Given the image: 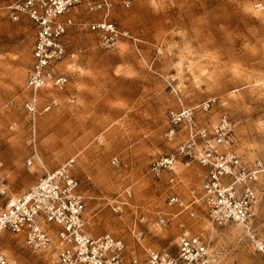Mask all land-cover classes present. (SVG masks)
<instances>
[{
    "label": "rangeland",
    "instance_id": "1",
    "mask_svg": "<svg viewBox=\"0 0 264 264\" xmlns=\"http://www.w3.org/2000/svg\"><path fill=\"white\" fill-rule=\"evenodd\" d=\"M18 1L0 0V162L12 193L29 189L45 169L73 161L90 233L123 238L139 264L149 247L175 253L184 233L209 243L210 264H264V184L247 228L220 226L200 206L191 207L194 216L169 206L164 181L150 174L151 163L184 140L183 126L169 137V113L180 108L173 89L194 110L198 126L210 127L226 114L234 148L247 163L264 157V0H110L109 20L139 40L140 54L127 39L106 45L85 26L101 15L79 7L67 37L76 67L61 66L69 75L66 88L39 94L34 128L26 79L35 30L26 19L11 20L6 7ZM207 101L212 108L202 111ZM179 173L178 193L188 203L206 169L193 163ZM127 188L130 206L116 213ZM160 217L166 226H156ZM0 252L55 264L7 232L0 235Z\"/></svg>",
    "mask_w": 264,
    "mask_h": 264
},
{
    "label": "built area",
    "instance_id": "2",
    "mask_svg": "<svg viewBox=\"0 0 264 264\" xmlns=\"http://www.w3.org/2000/svg\"><path fill=\"white\" fill-rule=\"evenodd\" d=\"M81 6L89 14L101 15L98 21L85 22V26L100 34L106 45L113 47L127 39L140 54L139 40L109 20L113 7L110 0H20L6 7L12 21L26 19L35 30L32 66L26 79L31 92L26 110L32 116L33 128L40 92L63 90L69 84L61 66L71 65L76 57L67 37L76 25L73 12ZM173 91L180 108L169 113V137L173 139L175 129L183 126L184 140L173 151L156 158L150 174L164 181L169 206L190 210L192 216L195 213L191 207L200 206L213 224L247 228L264 184V157L247 163L234 148L233 126L226 114L210 127L198 126L194 110L186 108L177 90ZM212 104L207 101L199 108L209 111ZM31 141L36 143V137ZM193 163L205 168L206 174L200 188L190 190L191 200L185 203L178 193L183 185L179 172ZM27 164L32 166L33 161ZM72 167L73 161L54 170L45 169L42 177L21 194H13L6 179L0 178V235L7 232L20 237L30 254L50 255L55 264H139L123 238L90 233L87 206ZM132 195L131 188L125 189L123 200L113 210L122 213L130 206ZM167 224L168 219L160 217L156 226ZM142 235L136 234L138 241ZM145 256V264H210L213 251L201 236L184 233L178 238L175 253L149 247ZM0 264L36 263L0 252Z\"/></svg>",
    "mask_w": 264,
    "mask_h": 264
},
{
    "label": "crops",
    "instance_id": "3",
    "mask_svg": "<svg viewBox=\"0 0 264 264\" xmlns=\"http://www.w3.org/2000/svg\"><path fill=\"white\" fill-rule=\"evenodd\" d=\"M76 67V62H72V64L70 65V67ZM67 74V73H66ZM68 75V74H67ZM69 76V75H68ZM47 90H50V89H45V90H43V91H41L40 92V98H41V93H43L44 91H47ZM3 165H4V163L3 162H0V178H2V179H6V177H5V170H4V168H3ZM28 190V189H27ZM25 192V191H24ZM24 192H22V193H24ZM189 198H190V196H189ZM188 198V199H189ZM190 200H191V198H190ZM185 201V203H187L186 202V200H184ZM189 203V202H188ZM23 248L25 249V247H24V245H23Z\"/></svg>",
    "mask_w": 264,
    "mask_h": 264
}]
</instances>
